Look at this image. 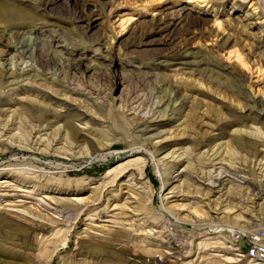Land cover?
Listing matches in <instances>:
<instances>
[{"label": "rangeland", "instance_id": "rangeland-1", "mask_svg": "<svg viewBox=\"0 0 264 264\" xmlns=\"http://www.w3.org/2000/svg\"><path fill=\"white\" fill-rule=\"evenodd\" d=\"M2 3L28 15L0 21V264H38L18 224L62 229L49 264H249L221 229L264 230V0ZM132 146L142 184L104 189Z\"/></svg>", "mask_w": 264, "mask_h": 264}, {"label": "bare ground", "instance_id": "bare-ground-1", "mask_svg": "<svg viewBox=\"0 0 264 264\" xmlns=\"http://www.w3.org/2000/svg\"><path fill=\"white\" fill-rule=\"evenodd\" d=\"M24 15H28V13H26L23 9H21L20 7H18L16 5H12L9 3L0 4V21H3L6 24V26L11 28V29L24 27L26 25L25 20L23 18ZM25 28H26V26L24 27V29ZM13 36L16 40L22 38V42H18V45H16V49L18 51L19 59L20 58L21 59L28 58L29 60H34L35 57L36 58L40 57L39 54L41 52H45L48 54L54 53L55 55H58L56 52H54L52 50V48H53L52 45L49 46L48 43L45 44L44 42L40 41L38 37H34L33 40L30 38L24 40L26 35L24 34V32H19V31H14ZM36 52H37V56H34V55H36L35 54ZM38 58L36 59V61H38ZM63 59H65V58H62L61 56L59 57L60 61ZM68 63H69V67L71 69H73V70L75 69L76 71L79 69V64L77 61L68 62ZM66 65H68V64H66ZM261 144H262L261 141L260 142L255 141V142L251 143L250 147L254 150V155L257 156L260 154L259 146ZM6 149H7V147H6ZM10 150H12V149H10ZM144 151L145 150L139 146H132L128 149H124L123 151H116V152L112 153L110 159H112L114 156L120 157L121 159L117 164L112 166V168H110L107 171L106 176H104L103 179H105V180H103V183L101 182L104 189H106L109 184L114 186L119 180H122L127 175L129 176L127 178L128 181H130L132 184L137 185V186L142 184V179L137 178L136 175H134V173L131 172L132 171L131 167L135 163L143 162V160L145 158L144 156H142ZM96 153H98V151H96ZM96 153H94L90 157V159H93ZM17 154L19 155V153H17ZM17 154H15V155H17ZM18 159H19V157L16 159L12 158L11 159V162H12L11 165H14L18 161ZM102 161H104V160H102ZM6 165H7L6 163H4L0 160V171L5 170ZM21 169H24V168H19L17 170L13 169V170H15V172H17V173L18 172L23 173V170H21ZM26 170H28V171H26V173H30V174H38L39 173L41 176L44 175V173H42L40 170H35L34 168L26 169ZM5 182L6 181H3L1 183H5ZM8 182H10V181H8ZM99 187H101V186H99ZM97 189H98V187H97ZM76 205L78 206V203ZM189 207H192V204H189ZM70 212H71L70 209H66L62 215L63 219H64L63 222L65 221L66 224H67L66 220H68L71 216ZM1 220L2 219H0V222H2ZM179 225L181 227L180 223L178 224V226ZM45 226L39 225V226L33 227L32 229L29 228L28 226L26 227V226H23L20 224H18V226H17L19 234L22 236V238H28V236L30 234L33 235V237H38L35 240V244L34 243L31 244L33 247L32 246L30 247V249L34 252L33 255L35 256V258L37 260L36 262H38V264H49L54 259L55 253L59 247L54 245L55 247H53V250L51 251L49 246L53 242H55V239L59 236V234L62 233V229L59 227L57 230H54V229L47 230L48 228H46L47 226L46 227ZM54 228H57V227H54ZM63 231H64V229H63ZM212 234H215L214 229H213V231L207 230L208 237L206 239L218 240L220 238V236H214ZM67 244H68V240L66 238L63 241V244L60 246V248H64L65 246H67ZM234 248H236V247H234ZM248 255H249V257H248L249 258V264H264V252H258L256 250H250ZM131 261H133L132 263H138L135 259H130V262ZM134 261H136V262H134ZM201 261H203V258L201 259ZM187 263L188 262H186L185 264H187ZM199 264H201V263H199Z\"/></svg>", "mask_w": 264, "mask_h": 264}, {"label": "built area", "instance_id": "built-area-1", "mask_svg": "<svg viewBox=\"0 0 264 264\" xmlns=\"http://www.w3.org/2000/svg\"><path fill=\"white\" fill-rule=\"evenodd\" d=\"M225 232L228 238L232 241V247H236L239 251H244V255L248 261V250H256L258 252H264V230L257 229L252 231H236L235 229H221ZM241 244L244 249H242Z\"/></svg>", "mask_w": 264, "mask_h": 264}]
</instances>
